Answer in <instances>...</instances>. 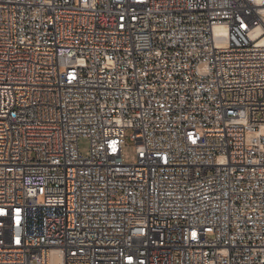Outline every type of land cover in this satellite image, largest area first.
I'll use <instances>...</instances> for the list:
<instances>
[{
	"label": "built area",
	"instance_id": "built-area-1",
	"mask_svg": "<svg viewBox=\"0 0 264 264\" xmlns=\"http://www.w3.org/2000/svg\"><path fill=\"white\" fill-rule=\"evenodd\" d=\"M263 10L0 0V264H264Z\"/></svg>",
	"mask_w": 264,
	"mask_h": 264
},
{
	"label": "rangeland",
	"instance_id": "rangeland-1",
	"mask_svg": "<svg viewBox=\"0 0 264 264\" xmlns=\"http://www.w3.org/2000/svg\"><path fill=\"white\" fill-rule=\"evenodd\" d=\"M130 131L125 133L126 138L124 139V144L122 146V159L124 162H132L134 159V148L133 142L129 139ZM78 152L81 156L85 157L89 155L90 141L85 136H80L77 139Z\"/></svg>",
	"mask_w": 264,
	"mask_h": 264
},
{
	"label": "bare ground",
	"instance_id": "bare-ground-1",
	"mask_svg": "<svg viewBox=\"0 0 264 264\" xmlns=\"http://www.w3.org/2000/svg\"><path fill=\"white\" fill-rule=\"evenodd\" d=\"M262 20H263V26H264V10L262 11ZM255 35L260 38V42L264 43V27H257L255 29ZM52 264H56V262L52 261Z\"/></svg>",
	"mask_w": 264,
	"mask_h": 264
}]
</instances>
